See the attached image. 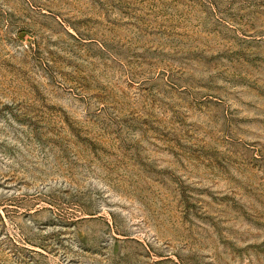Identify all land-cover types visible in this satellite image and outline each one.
Wrapping results in <instances>:
<instances>
[{
	"label": "rangeland",
	"instance_id": "374dc122",
	"mask_svg": "<svg viewBox=\"0 0 264 264\" xmlns=\"http://www.w3.org/2000/svg\"><path fill=\"white\" fill-rule=\"evenodd\" d=\"M0 264H264V0H0Z\"/></svg>",
	"mask_w": 264,
	"mask_h": 264
}]
</instances>
